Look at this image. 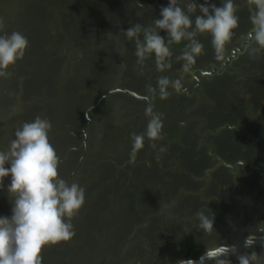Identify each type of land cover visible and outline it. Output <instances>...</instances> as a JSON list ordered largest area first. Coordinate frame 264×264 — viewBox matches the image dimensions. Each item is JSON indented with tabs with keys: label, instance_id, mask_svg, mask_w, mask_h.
Here are the masks:
<instances>
[{
	"label": "rangeland",
	"instance_id": "obj_1",
	"mask_svg": "<svg viewBox=\"0 0 264 264\" xmlns=\"http://www.w3.org/2000/svg\"><path fill=\"white\" fill-rule=\"evenodd\" d=\"M105 1L109 3L107 6L104 4ZM145 1L147 0H143V3H145ZM157 1L158 0H155V2ZM130 3V5H135V7L138 8V3H134L133 0H131ZM163 3L167 4L168 0L159 1V11ZM236 3L238 4V0H236ZM154 5L156 4L152 6ZM113 6H117V0H0V17H3L5 20L6 30L10 32L14 29H19L28 36L30 41V46L25 57L18 61L15 67L11 69L12 75L8 78H0V149H7L10 141L14 139V131L16 128L20 127L22 122L31 121L36 116L45 114L42 110L46 107L45 103L50 100L48 99L50 95H55L54 98H56L58 102H61L63 91L65 92L67 88L72 87L73 82L76 81L74 79L75 75H73L75 70L80 69L82 65H86L88 67V73L91 74L97 75L99 72L105 71L107 62L110 60L109 48L106 42H104L108 32L106 33L101 27H103L102 24L105 22V14L108 9ZM239 6L243 8L239 10L241 12V14H239L240 27L236 30L234 39H238V36L250 27L247 7L244 6V4H239ZM119 11L122 12L121 15L124 16L126 10L123 9ZM119 11H116V13H120ZM137 12L138 10L135 9V16L139 18L141 15L138 16ZM139 13L147 14L145 10H143V12L139 11ZM73 17L76 18V21L81 23V26L76 29L78 30L76 35L71 32L68 33L70 29L68 27H64L65 29L57 27L58 25H65L69 22H73ZM96 24H99V28L97 26L96 28L87 26ZM84 29V32H80ZM116 34L114 36L118 40V37L122 35V31H118L117 36ZM234 39L232 42H236ZM232 42L228 45L227 51L233 44ZM206 52L205 50L204 54L198 57L193 70L197 67L207 70L210 65L220 62V60L216 59L214 49L211 50L210 54ZM180 53V51L173 53V57L171 58L173 67L170 71L163 74L173 78L180 74L178 67H180L182 61L176 60V57H178ZM242 58L246 59L247 57ZM69 60L71 61L69 62ZM65 61H67L66 63L69 65L68 71L71 79L62 81L64 76H62L63 72L61 70L62 77H57L54 82V68L60 67ZM192 72L190 74H185L184 84L187 85L190 83ZM157 73L161 75V73ZM55 74H58V72H55ZM203 79L205 80V78ZM224 79L226 80V86L230 84L233 86L232 88L245 92L241 84L242 82L240 83L241 80L238 77L231 78L228 74H216L207 78L205 83L218 85V83ZM108 80L109 81H105L102 84L86 82L88 86L85 91L91 93V95H97L103 90L99 89V87L102 86L104 88L109 85L112 86L118 82L115 77ZM155 83L156 80L150 84L155 85ZM142 87V92H146V85ZM258 96L259 104L255 105V103L252 102L253 107L256 111L258 110L264 115V112L261 110L264 107V103L260 102V99L264 98V84L258 92ZM197 97L196 94L185 95L173 92L167 99H163V102L158 104V106L162 108V113H170L171 115L174 114L173 112L175 110L178 112V110L173 107L174 103L176 105V103L181 100L179 104L186 105L187 103L188 106H192L196 103ZM158 100L162 101L159 98H156L155 101ZM145 103V101L135 99L126 93H113L106 97L105 103L102 105V112H105L108 106L113 104L118 107H123L124 109L122 111L118 109L116 115L119 117V120L122 121L120 123L126 125L125 131L128 132L135 126L134 123H136L137 127H134V129H136V133H140L145 129L147 123L144 111ZM182 107L181 113L183 115L175 121H180L181 118L183 119L185 114L188 113V111H185L184 106ZM192 108H194V106L191 107V111H193ZM241 109L244 110V107ZM59 113L61 114V111ZM240 113V111L237 112L238 115ZM52 119L53 118H50L49 120L52 121ZM256 123L257 122L252 119L247 122L253 130H257ZM52 128L55 131L54 135L50 133V137L54 139V141H58L59 136L63 134L64 127L61 130H57L52 123ZM231 134L233 133L231 132ZM238 141L241 143V146L250 145H248L249 141L244 142V139H239ZM58 147L59 146L55 147L57 153ZM205 150L203 141L198 136L197 143L194 144L192 151L196 161L191 165V167L197 168V171L181 170L180 173L182 178H179L177 180L178 182L175 180V175L167 174L165 182H163L164 186H160L163 184L157 185L161 192H164L163 201L160 202V199L155 198L154 202L150 203L147 207L143 208V206L139 204L133 206L134 210L130 212L127 211L130 205L125 203V200L122 199L123 196L117 194V191L126 190L127 184L137 182V180L135 182L131 181V178L134 177L130 170L131 167H126L125 163L127 162L117 163L115 158L112 155L110 156V153L107 154L108 157L102 156L99 160L95 161L92 168L93 173L99 178L100 181L97 179L98 182L103 181V183H101L102 185L96 186L95 198L91 200V204L89 203L90 209L86 211L87 213H85L83 218L86 224L92 221L94 224H98V226H100V222L103 223V226L109 225L107 228L111 231L110 234L108 236L104 235L103 238H101V246L106 247L105 254H103L107 256L105 264H134L133 259L139 257L142 252L138 249L139 244H137L138 246L136 245V243L139 242L138 234L145 230H149V226L153 225L154 232L151 234V242L154 257L159 256L157 259L162 257L164 254V219L171 215V218H173L174 215L183 213L173 206L175 203L173 204L172 201H176L180 191L186 188V186L182 184H191L190 182L197 181L194 179H202L206 176L203 170L210 165L203 163V166L199 169L198 166H200L201 162H207L210 159L208 163L211 165L213 164L210 153ZM69 151L70 150L65 154L67 155ZM144 152L145 151L142 152V150L138 152L134 162L130 161L129 164L135 166V170L139 174H142L141 181L143 183H145V179L147 182L149 181L144 187L141 185L138 189H140V196L144 197L146 200H150L153 195L151 196L149 190L153 187V184L157 182H152V180L150 181L148 178L144 177L146 174L149 175V172L139 165L143 163L144 159H147ZM58 154L61 156L60 153ZM96 159H98V156ZM108 162H111V164L109 165ZM62 167L63 165H60L59 171ZM112 167H114L115 170L112 169ZM77 168H75V170ZM110 170H113V172L111 173ZM161 170L160 175L162 174L163 176L161 179L164 181V167H162ZM227 172L230 173L229 170H227ZM188 175L189 177L191 176L190 179H188ZM229 177L232 178L231 175H229ZM104 179H106V183ZM183 179H186L185 181L187 182ZM175 181L176 183L180 182L182 184L175 187ZM5 183H7V178L5 179ZM198 187L199 186L196 184L191 189L198 194ZM108 189H110L111 192H109ZM165 204L168 206L162 207V205ZM10 214L11 203L7 193L6 191H0V215ZM126 216H130L128 220H125ZM98 220L99 222H97ZM82 223L83 222H81L80 227H75L76 232L82 231ZM216 231L214 235L215 241L222 238H234L243 233L241 230L236 231V234H228L227 230L224 232L222 230ZM84 241L86 242L84 238H79V240L72 241V244L68 242V244L60 243L55 246L44 247L42 249V255L44 257L43 264H59V262L63 264H81L82 261H85L82 264H89L93 259H90L89 253L87 254L89 248L86 246L84 247ZM63 252L67 255L66 259L62 257ZM193 252L196 253L195 250H193L192 253ZM69 253L70 255L68 256ZM97 262L98 264H102L100 261ZM156 263L161 264V260ZM92 264L94 263L92 262Z\"/></svg>",
	"mask_w": 264,
	"mask_h": 264
},
{
	"label": "clouds",
	"instance_id": "obj_2",
	"mask_svg": "<svg viewBox=\"0 0 264 264\" xmlns=\"http://www.w3.org/2000/svg\"><path fill=\"white\" fill-rule=\"evenodd\" d=\"M246 5L250 27L243 34L244 49L255 59L264 55V0H246ZM143 7L138 0V8ZM238 7L236 0H222L219 6L212 0L202 3L200 0H187V3L168 0L151 25L135 23L121 30L126 40L135 45L136 63L142 66L139 72L143 73V66L151 59L161 73L155 85H146L147 123L142 132L131 134L133 162L146 139L159 153L167 150L163 145L157 147V142L164 139V120L163 114L155 110L153 101L185 91V74L193 71L198 57L205 52L204 43L197 39L198 34H207L216 59L225 61L227 46L240 27ZM161 31L165 35H161ZM185 41L176 57L177 61H182L180 74L175 78L163 74L173 67L170 45ZM29 46L28 36L19 29L7 31L4 18L0 17V78L12 75L11 69L25 57ZM51 129V121L38 115L22 122L7 149H0V191H6L11 203V214L0 215V264H43L44 247L70 242L76 235L73 220L85 205L86 189L79 182H69L59 174L61 157L50 141ZM195 216L200 229L213 232L211 215L200 210ZM252 243L253 240L248 239L246 246ZM231 253L237 254V250L233 248ZM228 255L229 249L221 248L212 258L213 264H232ZM237 259L239 264H264V255L255 251L237 254Z\"/></svg>",
	"mask_w": 264,
	"mask_h": 264
},
{
	"label": "flooded vegetation",
	"instance_id": "obj_3",
	"mask_svg": "<svg viewBox=\"0 0 264 264\" xmlns=\"http://www.w3.org/2000/svg\"><path fill=\"white\" fill-rule=\"evenodd\" d=\"M159 1L147 0L143 5H158ZM184 2L187 3V0H184ZM239 4H244L247 7L246 0H238L237 5L239 6ZM164 5L167 4L163 3L162 6ZM242 8L239 6L238 10ZM248 29L249 27L244 33ZM244 33L240 34L238 39H234L236 42H232L233 44L226 53L225 61L234 51L236 56L227 62L224 69L222 64L225 61H220L217 64L210 65L207 70L201 67L193 70L192 79L189 84H184L185 91H182L181 94H196L198 97L196 103L192 106H188L187 103V106L179 104L180 102H177L176 105L174 103L173 107L178 112L175 110L172 115L182 116V106L188 113H184L185 116L180 121L173 119L172 122L166 123L167 128L170 129L169 131L176 135L170 137L169 132L166 131L164 139L157 142V147L163 145L167 150L159 153L157 149L150 146V143L142 149V152L145 151L144 155L147 158L144 159L143 163L151 165L152 153L162 160L165 155L171 152L173 147H182L181 150L190 148L194 137L199 136L203 141L205 151L210 153L213 164L207 163L210 166L204 168L203 171L206 174L204 178L194 179L197 181L190 182L191 184H182L186 188L177 195V200L173 206L183 213L174 215V219L171 218L172 215L164 219V254L162 257L160 259H157L159 256L154 257L151 233H149L152 226H149V230L138 234L139 242L136 245L139 244L138 249L142 252L139 257L133 259L134 264H158L156 262L160 260L161 264H182L189 260H196L204 252L215 249L220 245H230L249 236H264V232L260 230H264V115L258 110L256 111L252 103L254 102V99H252L253 92L257 89L258 83L264 80V67H261L260 64L253 65L250 61L251 58L242 46ZM239 49H242V51H239ZM178 68L180 69V67ZM213 69L215 71L212 75L203 74V72L212 71ZM216 74H228L231 78L238 77L241 80L240 83L242 82L245 92L236 90L241 96L243 95V99L239 101L244 110L236 105L233 109L234 112L223 110L222 114L216 118L212 117L213 119L210 118V120L209 115L214 112L215 103H219L215 102V99L209 98L207 93L213 91L217 85L209 84V90L208 86L203 85L202 76L209 78ZM121 75L120 72L118 82L106 88V92L103 91L105 89L100 91V95L106 94L108 90L116 87L127 88L143 96L146 94V92L142 93L132 89L127 84H122ZM226 94L230 95V91H226ZM138 100L145 101L144 99ZM260 102L264 103V98H261ZM193 106V111H191ZM238 111L241 112L239 115L237 114ZM250 119L257 122V130L251 129L250 125L247 124ZM90 123L91 121L88 119L86 125ZM85 134L87 135L86 132ZM229 137L231 141L229 140L228 144L233 146L226 147L225 140H228ZM238 138L244 139V142L249 141L248 145H250L241 146V143H236V140H239ZM81 147L83 148V146ZM136 180V177L131 178V181L135 182ZM196 184L199 186L198 194L191 189ZM200 210L213 217V232L207 233L198 227L199 221L195 213ZM216 230H222L223 232L227 230L228 234H236V231L241 230L243 233L234 238H222L215 241ZM193 250L196 253H192ZM253 251L258 255H264V243L253 244L237 254H250ZM237 254L228 255V259L231 260L232 264H239ZM203 264H213V260L209 259Z\"/></svg>",
	"mask_w": 264,
	"mask_h": 264
},
{
	"label": "trees",
	"instance_id": "obj_4",
	"mask_svg": "<svg viewBox=\"0 0 264 264\" xmlns=\"http://www.w3.org/2000/svg\"><path fill=\"white\" fill-rule=\"evenodd\" d=\"M133 1L134 3H138L137 0H133ZM130 2L131 0H117V6L110 7L107 13L105 14V22L102 24L103 27H101V29L105 30L106 33L108 32L107 36H105L104 42H106V45L109 48V56H110V60L107 62V66L105 67V71L99 72V74L97 75L91 74L88 73L87 71L88 67L86 65H82L80 69L75 70L73 74L75 75L74 79L76 80L75 82H73V86L67 88L65 92L63 91L61 102L60 101L58 102L57 99L54 98L55 95H50V98H48L50 100L45 103L46 107H44L42 110V112H44L45 114L41 115L42 117H46L48 119L53 118L51 123H53L54 127L57 130H61L64 127L63 134L59 136L58 141H54V139L50 137L51 138L50 141L54 145V147L59 146L58 153L61 154L60 157L62 160L60 165H63V167L59 171V174L69 182L73 180L79 182L86 189L85 205L81 209L79 215L73 220L75 227H80L81 222H83L82 223L83 229L82 231L76 232L75 237L70 241V243L72 244V241L79 240V238L81 239L84 238L86 240V242L84 241L85 243L84 247L86 246L87 248H89V252H87V254L89 253L90 259H93L91 262H89V264H92V262L94 264L95 263L98 264L97 261L102 262V264L106 263L107 256L103 255L105 254L106 247L101 246V238H103L104 235L108 236L111 232L109 228H107V226L109 225L103 226V223L100 222L101 224H99L100 226H98V224L96 225L92 221L91 222L89 221L88 224H86L85 223L86 221L83 218L85 213H87L86 211L90 209L91 200L95 198L96 195L95 192L97 188L96 186L102 185L101 183H103V181L98 182L99 178H97V176H95V174L93 173L92 168L95 161L99 160L100 157L102 156L108 157L107 154L110 153V156L112 155L117 163L127 162L128 164L125 163L126 167L127 168L131 167L130 170L132 171L133 176L137 178V182L127 184L126 190L117 191V194L123 196L122 199L125 200V203L127 205H130V208L129 206L127 208L128 212L134 210L133 206L139 204L142 205L143 208L147 207L150 203L154 202L155 198L160 199V202H162L164 197V192H161V190L158 188L157 185L163 184V182H165L167 174L175 175L176 177L175 180L177 181L179 178H182L180 173L181 170L197 171V168L191 167V165L196 161L194 154H192L193 153L192 147L194 146V144L197 143V139H198L197 136H195L194 141L191 142L190 148L181 150V147H173L171 152H169L168 155H165L164 159L162 160L158 159V157L154 153H152L151 155L152 157L150 158L151 165H146V163L139 164L140 166H142L143 169L149 172V175L146 174V176L144 177L148 178L150 181L152 180V182H157L156 184L155 183L153 184V187H151L150 190L148 189L150 191L149 193L151 194V196L153 195V197H151L150 200H146L144 197L140 196V189L138 188L141 185H143L144 187V185L148 184L149 181L147 182L145 179V183H143L141 181L142 174H139L135 170V167L129 164V162L132 161L131 134L136 133V129H134V127H137L136 123H134L135 126H133V128H131L128 132H126L125 131L126 125L120 123L122 121H120L119 117H117L116 115L118 109L119 111H122L124 108L118 107L113 104V105H109L105 112H102L103 109L102 105H104L105 103L104 100L102 104L98 106V108L93 109V111L90 112L89 119L91 123L89 125H86L88 119L85 118L84 111L88 108L89 105L94 103L95 100L101 94L98 93L97 95H91V93L85 91L86 87L88 86V83L86 82L102 84L105 81H109L108 79L113 77H115L116 80H118L119 78L118 74L121 72L122 75L120 76L121 77L120 80L122 84H127V86L131 87L132 89L142 92V86L154 82L156 78L159 76V74L155 70L156 67L154 60L151 59L148 60L146 64L143 66L144 68L143 73H140L139 68H141L142 66L137 65L136 63L137 58L134 55L135 53L134 43L127 41L123 35V32L121 37L118 35L119 36L118 40L114 36L116 33L118 34V31L127 30V28L130 27L132 24L141 23L148 26L152 24L154 19L159 18L160 11L158 5L151 6L149 4H144L143 8L138 9L135 7V5H130L131 4ZM141 2L143 3V0H140V3ZM200 2L202 3L203 1ZM221 2L222 0H213V3H216L218 6L221 4ZM104 4H106L105 6H107L109 3L105 1ZM123 9L126 10L124 16L121 15L122 12L119 11ZM135 9L140 12L141 11L143 12V10H145L147 14H140L141 16L138 18L135 16L136 14ZM116 11L117 12L119 11L120 13H116ZM196 14H199V12H197ZM239 14H241V12L238 10V15ZM73 18H74L73 22L71 23L69 22L65 25H58L57 27L62 29H65L64 27H68L70 28L68 30L69 31L68 33L71 32L72 34L76 35V33L78 32V30L76 29L81 26V23L76 21L75 17ZM194 18L195 15H193V19ZM87 26L96 28V26L98 27L99 24L87 25ZM84 31L85 29L80 32H84ZM161 35H165V33L161 31ZM197 38L204 43L205 50H207L208 54H210L211 50L213 49V47L210 44V37L207 34L206 35L198 34ZM185 43L186 41L182 42L181 44L170 45V47L173 50V53L178 51L181 52L184 48ZM124 49H126V51ZM122 51L123 54L121 55L120 53ZM70 61L71 60H69V62ZM250 61L253 63V65L260 64L261 67H264V55H261L255 59L251 58ZM66 62L67 61L62 63L60 67L54 68L55 69L54 82L56 81L57 77H62V76H64L62 81L64 80L68 81L71 79V77H69L70 73L68 71L69 65ZM61 70L63 72L62 76H61ZM55 72H58V74H55ZM203 78H205L206 80L207 77L202 76V83L206 87L208 86V89L210 90L209 84H206ZM263 84H264V80L258 83L257 89L254 92L251 90L253 92L252 99H254L255 105L259 104V100L257 97H259L258 92L261 90ZM101 87H99V89H105L103 91L105 92L107 91L106 88L108 87H104V88ZM232 87L233 86H231L230 84L226 86V80L224 79L221 80L220 83H218V85L213 91L210 92L206 88V90L208 91L207 93L208 97L215 99V102L219 103V104L215 103L214 112L211 113L212 115H209V119L212 117L216 118L218 115L222 114L223 110L234 112L233 109L236 107V105L242 108L241 106L242 104L240 103L239 100L240 99L242 100L243 97L237 92L235 88ZM226 91H230V95H227ZM235 98L236 101L238 100L237 103L235 101ZM162 102L163 100L162 101L158 100L153 102L154 105H156L155 110L160 113H162L161 111L162 108H160L158 104ZM261 110L264 112V107ZM60 111L61 114L59 113ZM162 114L164 120V133L168 131L170 137H175L176 134H174L172 131L171 132L169 131L170 129L167 128L166 123L172 122L173 119H178L180 116L176 117L172 114L170 115V113L169 114L162 113ZM54 131L55 130L52 128L50 133L54 135ZM85 132L87 133L86 151L81 161V164L74 171L79 161V158L83 152V148L78 146L82 143V140L84 138L83 135ZM229 140L231 141L230 137L228 138V140H225L226 147L233 146L232 144H228ZM149 143L150 142L146 139L144 145H149ZM236 143H239V141L236 140ZM68 150L70 151L66 155L65 153H67ZM97 156L98 159H96ZM203 163L207 164L208 161L201 162L200 166H198L199 169L203 166ZM108 164L110 165L111 162H108ZM162 167H164V181L163 179H161L163 178L162 174L160 175V172L162 171L161 170ZM112 169H114V167H112ZM112 172L113 170L111 171V173ZM190 178L191 176L189 177L188 175V179ZM104 180L106 183V179ZM183 180L185 181L186 179ZM180 184L182 183L180 182L176 183V185L174 186L176 187L177 185ZM160 186L163 187L164 184ZM108 190L109 192H111L110 189ZM129 217L126 216L125 220H128ZM97 222H99V220ZM153 226L152 229H150L151 232H149L151 234L154 232ZM66 244H68V242ZM69 255L70 253L68 254V256ZM62 257L66 259L67 255L64 254L63 252ZM84 262L85 261H82V263ZM59 264H63V263L59 262Z\"/></svg>",
	"mask_w": 264,
	"mask_h": 264
},
{
	"label": "water",
	"instance_id": "obj_5",
	"mask_svg": "<svg viewBox=\"0 0 264 264\" xmlns=\"http://www.w3.org/2000/svg\"><path fill=\"white\" fill-rule=\"evenodd\" d=\"M242 46L244 47V43L242 44ZM239 51H242V49H239ZM236 56V52L234 51L233 54L231 56H229L225 62H223L222 64V68L224 69V67L226 66L227 62L230 61V59L232 57H235ZM215 69H213L212 71H207V72H203L204 75H212L214 73ZM218 71H220V69H218ZM117 92H123V93H127L135 98H138V99H144V96L143 95H140L138 94L137 92L135 91H132V90H129L127 88H123V87H116V88H113V89H110L108 90V92L106 94H102L100 95L96 101L90 105L85 111H84V116L86 119H89V112L96 108L97 106H99L101 104V102L106 98L107 95L109 94H112V93H117ZM86 145H87V135L84 133V138L82 140V143L80 146H83V152L79 158V161L77 163V167H79V165L81 164V161L84 157V154H85V151H86ZM76 167V168H77ZM261 237H264V236H259V235H255V236H249L247 238H244L242 240H239L233 244H230V245H220L218 246L217 248L215 249H211V250H208L206 252H204L198 259L196 260H189V261H186L182 264H203L205 261L209 260V259H212L217 253L220 252L221 248H227L229 249V254H232L231 253V250L233 248H235L237 250V253H239L240 251H242L244 248H247L253 244H262L264 243V240L261 239ZM253 240V243L249 246H246V241L247 240Z\"/></svg>",
	"mask_w": 264,
	"mask_h": 264
}]
</instances>
